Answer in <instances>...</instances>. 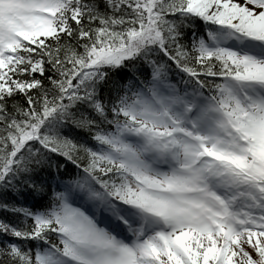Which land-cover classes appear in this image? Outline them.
<instances>
[{
    "label": "snow or ice",
    "instance_id": "1",
    "mask_svg": "<svg viewBox=\"0 0 264 264\" xmlns=\"http://www.w3.org/2000/svg\"><path fill=\"white\" fill-rule=\"evenodd\" d=\"M0 264H264V0H0Z\"/></svg>",
    "mask_w": 264,
    "mask_h": 264
}]
</instances>
